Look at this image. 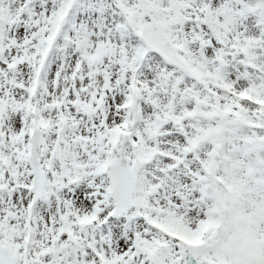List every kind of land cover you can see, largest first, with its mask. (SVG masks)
<instances>
[{"label":"snow or ice","instance_id":"1","mask_svg":"<svg viewBox=\"0 0 264 264\" xmlns=\"http://www.w3.org/2000/svg\"><path fill=\"white\" fill-rule=\"evenodd\" d=\"M0 264H264V0H0Z\"/></svg>","mask_w":264,"mask_h":264}]
</instances>
